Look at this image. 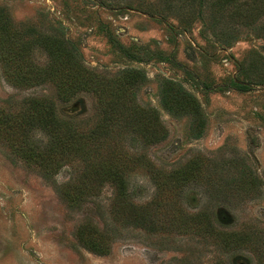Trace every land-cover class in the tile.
<instances>
[{
  "label": "rangeland",
  "instance_id": "obj_1",
  "mask_svg": "<svg viewBox=\"0 0 264 264\" xmlns=\"http://www.w3.org/2000/svg\"><path fill=\"white\" fill-rule=\"evenodd\" d=\"M215 11L185 0H0L3 112L28 97H46L60 117L94 122L92 91L62 101L51 81L7 77L8 68L49 63L37 42L46 37L63 41L108 83L126 71L135 75L133 100L166 132L151 145L128 135L126 150L144 157L127 175L134 206L115 201L118 188L110 182L69 204L62 188L78 167L65 164L46 178L1 135L0 264H264V83L247 81L260 79L264 61L241 74L245 60L264 55V39L244 37L252 32L241 27L243 39L225 45ZM15 46L22 58L12 55ZM35 140L44 146L47 137L40 132ZM250 171L255 186L240 191L234 182ZM156 174L174 181L160 194ZM203 215L208 220H196ZM91 228L108 233L106 253L80 241L81 231L94 236ZM207 228L221 237L214 240Z\"/></svg>",
  "mask_w": 264,
  "mask_h": 264
},
{
  "label": "trees",
  "instance_id": "obj_2",
  "mask_svg": "<svg viewBox=\"0 0 264 264\" xmlns=\"http://www.w3.org/2000/svg\"><path fill=\"white\" fill-rule=\"evenodd\" d=\"M185 1L190 5H206L217 10L213 18L217 24H224L221 32L225 45L243 39L239 29L241 27L252 32L246 33L244 37L254 34L264 39V24H259L264 18V0ZM217 13L219 14L216 15ZM232 24L234 27L231 28ZM10 39V36L5 38ZM37 42L48 51L49 63L46 66H37L31 71L27 70L30 67H21L14 71L8 68L7 77L24 83L51 81L62 101L77 92L92 91L97 97L96 118L92 124L87 121L64 119L58 115L53 100L46 97H28L20 107L11 106L9 112L0 109V136L6 138L8 146L29 166L36 168L46 178H52L65 164L78 167L75 178L62 188V195L69 204L80 203L84 193L99 189L107 182L118 188L115 201L131 204L127 194V175L136 169L137 165L140 166L139 163L144 157L140 153H129L126 150L128 135H135L146 145L160 142L166 136L160 119L133 100L137 83L135 75H129L126 71L117 82L108 83L109 80L104 76H98L84 68L75 50L73 52L67 49L63 41L44 37ZM21 49L11 47L12 55L22 58ZM121 50L127 53L124 49ZM254 56L253 62L245 60L242 63V75L254 71V66L264 61L261 51L254 53ZM20 61L28 63L27 59ZM247 78L252 84L264 83V74L260 75V79H254L250 75ZM234 86L240 90H249L248 84L234 83ZM40 132L47 137L44 146L35 140L36 134ZM251 175V171L248 174L242 172L234 182L235 186L240 191H250L255 186ZM172 179L171 175L161 178L156 174L152 180L160 194L168 189V180L173 181ZM201 219L208 220V217L203 215L202 218H196L197 221ZM91 233L94 236L81 231L80 241L96 253H106L108 233L100 232L97 228H91L89 234ZM206 233L214 240L221 237L212 228H207ZM247 238L238 236L237 240L245 241Z\"/></svg>",
  "mask_w": 264,
  "mask_h": 264
}]
</instances>
